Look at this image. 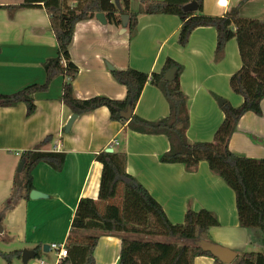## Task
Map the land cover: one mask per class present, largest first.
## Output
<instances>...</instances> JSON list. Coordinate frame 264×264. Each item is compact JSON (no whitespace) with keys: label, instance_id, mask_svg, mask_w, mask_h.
<instances>
[{"label":"crops","instance_id":"crops-1","mask_svg":"<svg viewBox=\"0 0 264 264\" xmlns=\"http://www.w3.org/2000/svg\"><path fill=\"white\" fill-rule=\"evenodd\" d=\"M233 1L203 0L202 13L223 15ZM22 2L0 0V94H11L30 84H43L42 64L56 55V41L43 8L4 7ZM141 9L140 0L136 10L129 0L130 11ZM238 12L242 17L263 19L264 0H246ZM179 27L178 16L163 13H139L135 28L128 32L126 27L122 33L121 24L101 23L95 15L78 21L69 45L70 58L78 67L72 81L75 96L123 99L126 87L112 76L111 68L159 72L169 58L181 65L179 85L186 96L187 140L211 141L224 117L218 99L232 106L240 105L243 100L229 85L230 76L241 64L238 47L231 38L216 56V31L212 26L194 28L186 45L181 46L177 41ZM63 81L64 77L58 75L45 91L33 94L35 109L30 115H26V105L22 102L0 106V217L3 219L0 218V237L7 233L12 239L0 243V252L15 250L21 256L23 248L34 250L35 258L26 264L64 261L57 259L50 243L66 247L70 234L78 237L89 232L71 228V221L80 198H97L102 165L95 155L106 147L126 153V172L148 190L171 222L181 223L188 208L207 209L218 220V225L209 230L212 242L236 251L237 255L262 251V232L239 226L234 192L210 171L206 161L191 169L181 163L159 161V155L169 148L165 135L130 130L125 123L110 119L106 106L77 116L65 131L72 112L59 100ZM260 108V115L247 111L239 118L228 141V148L235 154L264 158V99ZM131 113L158 120L169 113L167 99L157 86L146 82ZM47 135L52 139L42 150L63 151L64 166L56 171L44 162L37 164L31 171L32 189L46 196L24 197L23 181L16 176L20 153ZM119 251L118 235H100L93 252L94 262L115 264ZM72 253L75 255V251ZM20 256L15 257L24 264ZM13 260L10 263L0 260V264H14ZM213 261L210 256L199 255L193 264Z\"/></svg>","mask_w":264,"mask_h":264},{"label":"trees","instance_id":"trees-1","mask_svg":"<svg viewBox=\"0 0 264 264\" xmlns=\"http://www.w3.org/2000/svg\"><path fill=\"white\" fill-rule=\"evenodd\" d=\"M191 1L197 4L194 11L184 8ZM245 1L231 2L220 16L203 14V0H140V11H130L129 0H121V10L116 9L112 0H24L19 4L4 6L13 9L43 8L48 14L56 41V55L42 64L45 72L43 84H30L11 94H0V106L22 102L26 105V115H30L35 109L33 94L45 91L54 77L63 76L59 100L73 114L80 116L106 106L110 119L125 123L130 130L167 137L169 148L159 155L160 162L181 163L191 169L198 162L206 161L210 171L234 192L239 226L260 229L264 243V158L237 155L228 148V141L239 118L247 111L260 115V102L264 99V18L240 16L238 10ZM97 12L104 14L107 23L116 25L121 24L120 14H128V32L135 28L139 13L176 15L180 20L177 41L181 46L186 45L194 28L212 26L216 31V56L222 53L229 39H235L241 64L230 76L229 85L243 100L238 106H232L228 101L220 106L224 117L211 141L187 140L186 96L179 85L181 65L169 58H166L159 72L111 68L112 76L126 87L123 99H112L105 95L86 99L75 96L72 81L78 67L70 58L69 45L76 23L93 18ZM173 65L176 66L173 79L164 80V72ZM146 82L162 91L168 102V115L154 121L133 113L128 119L123 118L120 111H124L128 105L131 111L134 109ZM51 139L52 136L47 135L32 148L20 153L24 197L33 188L31 171L37 164L44 162L56 171H61L64 166L63 151L42 150V146ZM95 159L102 165L97 198H80L71 221V228L89 232L78 237L69 235L67 255L58 264H95L94 248L98 237L103 234H114L120 238V251L115 264H193V259L199 255L212 257V264H225L195 244L201 239L212 242L209 230L218 225L214 213L207 209L195 211L188 208L183 221L173 223L148 190L126 172L124 151L106 152L102 149L96 153ZM177 239L183 242L178 243ZM14 256L19 257L20 251L3 254L8 263ZM229 264H264V252L240 253Z\"/></svg>","mask_w":264,"mask_h":264},{"label":"water","instance_id":"water-1","mask_svg":"<svg viewBox=\"0 0 264 264\" xmlns=\"http://www.w3.org/2000/svg\"><path fill=\"white\" fill-rule=\"evenodd\" d=\"M112 2L114 4V6L116 7V9H118V10L122 9L119 0H112ZM184 8L186 10H189V11H194L197 8V4L195 1H191V2H188L187 4H185ZM95 18L98 19L101 23L106 22L105 16L102 12L95 13ZM120 20H121V28H120L119 32L122 33L125 31L127 24H128V20H129L128 14H125V13L120 14ZM108 67L111 68L110 65H108ZM175 72H176V66H171L170 68H168L163 74L164 80L171 81L174 77ZM224 102H225L224 99H222V98L218 99V105L221 106ZM130 114H131V109H130L129 105L127 106V108L124 111H120V115L126 119L130 117ZM76 117H77L76 114L72 113L70 115L69 119L67 120V122L64 126L65 131L69 130L71 124L76 119ZM104 150L106 152H111L112 148L106 147ZM21 167H22V162H19L18 166H17V171H20ZM45 196L46 195L44 193H42L36 189H31L29 191V197L32 199L39 198V197H45ZM0 231H1V227H0ZM195 244L200 246V248L202 250L210 252L215 258H217L220 262H223L225 264L231 263L237 257L236 251H234L228 247H225L223 245L211 242V241L201 239V240L195 241ZM43 247L45 249H47L48 245H44ZM35 256H36V252L34 250L24 248L21 251L20 260L22 263L26 264L27 261L35 258Z\"/></svg>","mask_w":264,"mask_h":264},{"label":"rangeland","instance_id":"rangeland-1","mask_svg":"<svg viewBox=\"0 0 264 264\" xmlns=\"http://www.w3.org/2000/svg\"><path fill=\"white\" fill-rule=\"evenodd\" d=\"M138 4H139V0H132V8H133V10H136L137 9V6H138ZM19 163V162H18ZM18 163L16 164V168H17V166H18ZM22 175H23V172H20V171H17V173H16V176L17 177H19V179L20 178H22ZM0 216H2L1 214H0ZM1 219H2V217H0ZM3 220V219H2ZM0 225H1V222H0ZM12 239H11V236H9L7 233L6 234H4V235H2L1 237H0V243L1 242H10ZM16 246H18V248H20L19 246L20 245H18V244H15ZM8 247H11V245H8ZM12 248V247H11ZM1 249H2V247H1ZM24 249V248H23ZM261 252H264V247H262L261 248ZM3 254L4 253H2V252H0V260H2V261H4L5 259L3 258ZM51 254V256H52V253H50ZM12 258H14V260H13V263L14 264H20L19 262H18V260L16 259V257L14 256V257H12ZM6 261V260H5ZM4 261V262H5Z\"/></svg>","mask_w":264,"mask_h":264},{"label":"built area","instance_id":"built-area-1","mask_svg":"<svg viewBox=\"0 0 264 264\" xmlns=\"http://www.w3.org/2000/svg\"><path fill=\"white\" fill-rule=\"evenodd\" d=\"M50 247L56 251L57 259L60 260L67 255L66 247L61 243H50Z\"/></svg>","mask_w":264,"mask_h":264}]
</instances>
